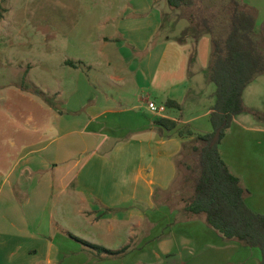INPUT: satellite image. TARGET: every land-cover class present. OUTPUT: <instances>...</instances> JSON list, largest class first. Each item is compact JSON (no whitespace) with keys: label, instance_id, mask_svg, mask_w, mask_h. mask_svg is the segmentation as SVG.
<instances>
[{"label":"rangeland","instance_id":"374dc122","mask_svg":"<svg viewBox=\"0 0 264 264\" xmlns=\"http://www.w3.org/2000/svg\"><path fill=\"white\" fill-rule=\"evenodd\" d=\"M243 1L257 10L256 31L260 32L261 25L264 24V0ZM179 15L180 11L172 9L167 0H0V153L4 154L0 156V174H13L6 178V183L0 187V215L5 213L8 216L5 221L19 220L22 216L28 221H39L43 225L50 214L45 210V205L51 202L56 206L60 202V174H64L65 170L67 174L85 173L90 168L92 174L114 172L112 165L106 164L103 167L94 158L108 152L111 149L110 144L130 139L128 130L134 127L136 122L133 118L137 115L138 118H149L150 114L142 108L135 115L132 112L126 116L107 115L99 121H89L94 109L106 108L103 103L104 95L115 97L118 92L117 86L108 79V75L113 73L112 68L106 70L96 65L104 60L100 52L109 60L116 61V65H120L122 60L130 62L146 58L155 46L167 41L188 44L193 55L189 60V89L201 97L199 108L214 103L215 87L206 82L212 54L210 37L204 32L197 33L187 20L181 19ZM156 28L157 34L147 42L144 51L140 48L133 51L135 43L144 44L145 36L149 38V32ZM123 30L126 39L120 37L119 41L107 47L101 46L102 37L110 36L115 31L123 33ZM197 54L201 62L200 67L195 62ZM67 62L72 65H67ZM124 67L127 68V65ZM128 69L130 71L134 68L131 66ZM128 74L122 72L119 75L127 79ZM19 88L29 90L34 96L36 90L45 93L44 98L53 109L52 118L47 116L45 120L46 123L49 119L52 120L53 132L44 135L36 133V126L28 121V118L34 117L38 125L44 122V116L40 113L42 105L39 97L35 99V104L27 97L18 95L15 91ZM130 90L129 87L127 91ZM152 91L144 90L138 93L146 95ZM40 99L45 101L41 97ZM11 104L19 107V113L16 116L11 115L13 117L9 116L10 112L7 111ZM260 120L261 124L264 123V117ZM12 122L20 128L16 149L8 146L12 138ZM98 122L103 123L99 125ZM198 124L207 125L208 121L201 118ZM101 126L102 130H97ZM242 132L244 135L238 136L237 146L233 149L235 165L240 169V174L234 175L251 193L252 197L246 198L248 207L251 208L250 200L253 198L256 210L262 213L264 133ZM100 141L102 143L98 146ZM188 142L190 140L183 143L181 152L175 159L176 177L173 184L165 195L161 196V191L155 190L153 209L149 212V219L164 224L151 228L152 238L166 233L171 238L166 248H159L157 239L147 244L142 243L143 238L139 235L131 240L130 247L125 252L116 257L91 252L85 256L75 254L58 257L55 264H194V257L190 256L187 250L200 253L195 256L201 258L205 254L207 257L210 247L218 248L217 251H211L213 256L210 264H258L260 252L257 249L224 239L214 229L201 223L204 222V215L196 218L199 220L196 224L185 223V226L184 222L177 223L188 215L184 210V201L192 195L188 167H192L195 162L191 150L194 143ZM24 143L41 153L36 151V154H29V150H26L27 156L22 159L20 166L14 168L16 165L12 163L13 158L9 160L6 154H17L24 147ZM29 158L37 161L55 160L57 167L52 166L50 170L51 188H47L43 180L38 178L40 172L37 171V166L28 164L34 171L33 174H36L30 182L17 176L24 174L20 167L25 166ZM136 163L132 162L130 169L136 166ZM18 181L21 192L17 190ZM98 182L104 184V179L99 178ZM10 190L14 191V203L20 207H17L16 211L10 208L4 212L3 205L10 196ZM161 198L166 204L160 202ZM174 207L177 210L173 211ZM68 208L71 212L74 209L70 199ZM73 212L75 213V210ZM55 213L58 211H51L52 215ZM183 238L194 240L197 248L183 244ZM217 241L232 242L238 249L217 247ZM55 243L60 250L64 247L59 236ZM28 245L29 248L34 247L32 244ZM78 247H81L80 243ZM160 250H168L169 255L163 256V251ZM99 256L105 257L106 260H99ZM1 258L0 263L5 264L6 258Z\"/></svg>","mask_w":264,"mask_h":264},{"label":"crops","instance_id":"0c3cea01","mask_svg":"<svg viewBox=\"0 0 264 264\" xmlns=\"http://www.w3.org/2000/svg\"><path fill=\"white\" fill-rule=\"evenodd\" d=\"M111 20L114 19H109V21ZM157 29L149 32V38L145 36L144 44L135 43L133 51L138 48L145 49L147 42L149 43L150 39L157 34ZM120 37L127 38L124 30L123 33L115 31L110 36L102 37L101 46L107 47L111 43L119 41ZM205 43H207L206 40ZM191 51L188 44L181 45L174 41H167L164 44L155 46V49L146 58L130 62L122 60L120 65H116V61L109 60L105 54L100 52V56L104 60L99 61L96 65L106 68V70L112 68L113 73L108 75V79L115 87L117 86L118 92L115 97L104 95L103 103L106 108L94 109L89 121H99L107 115L126 116L131 112L135 115L142 108L150 116L149 118L144 116L142 119L138 118L137 115L133 118L136 122L134 127L128 130L131 138L110 144L111 149L108 152L94 158L103 167L106 164L112 165L114 172L92 174L90 172L92 168H90L85 173L67 174L65 170L64 174H60V202L56 206L51 202L45 205V210H48L50 214L49 219L43 225L39 221H28L22 216L18 218L19 220L5 221L8 216L5 213L0 215V258H6L5 264H55L58 257L75 254L85 256L94 252L82 245L78 247L79 242L75 238L110 251H120L121 248L125 247L129 248L131 240L139 235L143 238L142 243L147 244L149 241L157 239L159 248L164 249V247H167L171 241L167 233L152 238L153 231L151 228L164 224L158 220L149 219V212L153 209L155 190L161 191L162 196L167 193L173 184L176 177L175 159L181 152L183 143L193 137L179 136L176 131H165L160 126L155 125V121L161 118L171 120L177 124L179 130L184 133L191 131L194 136L212 132L209 117L214 103L209 104L208 107L199 108L201 97L189 89V83L187 82L189 79V60L192 58ZM195 62L200 67L201 62L198 60V54ZM125 64L127 68L124 67ZM131 66L134 69L128 71ZM118 68H120L119 71ZM122 72L129 73V78L126 79L119 75ZM110 83L109 85H111ZM129 87L131 90L127 91ZM144 90L153 91L146 95L138 93ZM15 92L22 97H27L31 102L37 103L35 99L38 97L30 94L29 90L19 88ZM39 92L43 97L45 96V93ZM242 98L243 104L248 110L264 114V76H260L250 83L243 91ZM38 100L42 105L40 106V113L44 116V122L38 125L36 119L31 116L28 121L36 126L34 129L37 131L36 133L44 135L54 130L52 120L49 119L48 123L45 120L47 116L52 118L53 109L49 103L40 98ZM167 101L176 102L181 106V109L166 107L165 103ZM148 102L164 105L165 112L162 114L149 112L147 110ZM7 111L10 112L8 113L9 116H16L19 113V107L11 104ZM201 118L207 119L208 124H198ZM98 123L101 125L103 122ZM10 129H12V138L9 140L10 144L8 146L16 149V140L20 128L12 122ZM97 130H102V126ZM242 131L264 133V123L261 124L249 113H243L232 118L230 127L225 131L218 145V152L233 174H240L238 173L240 169L235 165V159L233 158V149L237 146L238 136L244 135ZM101 143L100 141L98 146ZM22 145L24 147L17 154L13 152L10 156L6 154L9 160L13 158L12 163L16 165L14 168L20 166L22 159L27 156L26 150H29V154L37 151V149H33L34 147H30L25 143ZM0 147H2L1 144ZM36 153H41V151ZM1 155L4 154L0 153ZM54 161L51 159L37 161L29 158L26 165L20 167L24 174H17V176L30 182L36 174H33L34 171L28 164L37 166V171L40 172L37 175L38 178L43 180V184L47 188H51L52 173H50V170L52 166L57 167ZM134 161L137 162L136 166L130 169L129 166ZM11 175L13 174H0V187L6 183V178ZM99 178L104 179V184L98 182ZM96 181L97 184H95ZM19 184L18 181V184H16L17 190L21 192ZM13 192V190H10V196L3 205L4 212L10 208L16 211V208L20 207L15 204ZM250 195L249 192V199L252 197ZM69 199L72 208H74L72 212L68 208ZM160 202L165 203L162 198ZM250 206L251 208H249L255 210L254 212L264 214V212L261 213V211L256 210L257 206L253 198L250 200ZM54 209L58 213L52 215L51 211ZM175 209L177 210L174 207L173 211ZM196 218L199 217L188 214L177 223L184 222L183 225H185V223L192 224L195 222L196 224L199 221ZM201 223L205 222L202 221ZM143 225L144 229H142ZM58 236L64 245L61 250L55 243ZM181 242L197 248L195 241L190 238H183ZM28 244H32L34 247L29 248ZM216 244L217 247H227L228 250L238 249V246L233 245L232 242L217 241ZM209 250L207 257L205 254L201 258L195 256L200 254L195 251L187 250V253L194 257V264H210L213 256L211 251H217L218 248L210 247ZM139 251L141 252V249ZM160 251H163L161 252L163 256L169 255L168 250ZM39 254H42V257ZM102 258H99V260H106L105 257Z\"/></svg>","mask_w":264,"mask_h":264},{"label":"trees","instance_id":"16d2710c","mask_svg":"<svg viewBox=\"0 0 264 264\" xmlns=\"http://www.w3.org/2000/svg\"><path fill=\"white\" fill-rule=\"evenodd\" d=\"M167 3L172 9L179 10V17L187 20L197 33L208 34L212 47L206 74L207 83L215 87L209 117L212 132L194 136L191 131L179 130L171 120L161 118L155 121V125L165 131L193 137L188 142L194 143L191 150L195 162L188 167L192 195L184 201V210L190 216L204 215L205 224L224 239L257 249L260 252L258 264H264V214L248 207V190L218 152V145L234 116L249 113L258 121L264 117V114L248 110L242 98L245 88L256 78L264 76V24L260 32L256 31L258 12L243 0H167ZM67 65L72 64L67 62ZM35 96L48 103L38 90ZM165 105L181 109L173 101H167ZM217 130H220L219 139L211 146ZM75 239L85 248L109 257H116L128 249L110 251Z\"/></svg>","mask_w":264,"mask_h":264},{"label":"built area","instance_id":"2783aa9c","mask_svg":"<svg viewBox=\"0 0 264 264\" xmlns=\"http://www.w3.org/2000/svg\"><path fill=\"white\" fill-rule=\"evenodd\" d=\"M148 110L153 114H162L165 112V106L162 104H156L155 102L147 103Z\"/></svg>","mask_w":264,"mask_h":264},{"label":"water","instance_id":"95a60500","mask_svg":"<svg viewBox=\"0 0 264 264\" xmlns=\"http://www.w3.org/2000/svg\"><path fill=\"white\" fill-rule=\"evenodd\" d=\"M219 136H220V130H217L211 141V144H210L211 146H213L217 142V140L219 139Z\"/></svg>","mask_w":264,"mask_h":264}]
</instances>
